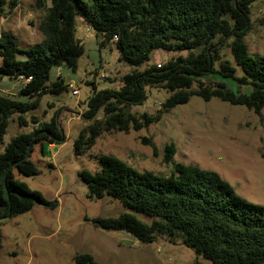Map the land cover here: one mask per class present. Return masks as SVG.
Instances as JSON below:
<instances>
[{
    "label": "trees",
    "instance_id": "16d2710c",
    "mask_svg": "<svg viewBox=\"0 0 264 264\" xmlns=\"http://www.w3.org/2000/svg\"><path fill=\"white\" fill-rule=\"evenodd\" d=\"M32 1L33 7L45 13L38 26L44 40L23 49L13 35L0 36V83L17 84L15 94L0 89V144L11 120L20 128L32 126L29 133L12 138L0 153V221L37 205H57L18 180L13 171L39 175L31 161L35 147L44 150L45 145L67 142L60 110L48 121L35 113L44 95L69 90L62 79L52 83L50 73L54 67L76 71L84 54L78 25L93 28L101 46L114 45L119 61L131 67L120 89L98 91L93 85L81 114L88 125L74 142L78 156L105 134L140 131L159 122L160 114L131 113V107L146 101L147 87L164 88L171 94L163 106L165 112L189 103L194 96L205 102L218 99L244 106L258 115L264 109V55L252 57L245 41L252 31L255 0H52L48 8L45 0ZM17 5V0H0V17L7 7L13 10ZM156 50L188 51L189 55L141 71ZM142 143L156 152L152 140L143 138ZM175 154L174 144L166 146L165 162H172ZM99 167L97 173H80L90 196L108 194L131 213L97 218L96 226L127 231L143 244L162 237L174 244L181 242L213 264H264V206L237 195L216 172L178 163L169 176L141 173L109 155L100 156ZM76 261L100 264L91 255Z\"/></svg>",
    "mask_w": 264,
    "mask_h": 264
},
{
    "label": "rangeland",
    "instance_id": "374dc122",
    "mask_svg": "<svg viewBox=\"0 0 264 264\" xmlns=\"http://www.w3.org/2000/svg\"><path fill=\"white\" fill-rule=\"evenodd\" d=\"M45 1L46 7H50L52 0ZM17 4L13 10L7 7L0 17V34L13 35L23 49H28L44 40L38 26L45 13L33 7L32 0H17ZM251 10L252 31L245 41L252 57L263 56L264 0H255ZM77 37L84 45V54L76 71L54 67L50 81L62 79L77 86L79 96H73L70 90L61 95H44L42 106L35 113L48 121L60 110L67 142L51 149L48 145L44 150L35 147L31 161L38 166L39 175L25 176L13 171L18 180L57 205L55 208L37 205L29 212L0 221V264H78L76 259L82 255H91L100 264H213L181 242L174 244L162 237L143 244L127 231L96 226L97 218H117L131 212L108 194L103 198L91 197L80 173L83 170L97 173L102 155L116 157L138 172L160 176H169L174 165L180 163L216 172L237 195L253 205L264 206V109L258 115L244 106L218 99L205 102L194 96L189 103L165 112L163 106L171 94L164 88L147 87L146 101L131 107V113L160 114L159 122L140 131L105 134L78 156L74 142L88 125L81 120V114L94 92L93 85L98 91L120 89L122 77L131 67L119 61L114 45L101 46L93 28L78 25ZM188 55V51L156 50L139 69L143 71ZM229 58L234 63L231 54ZM16 90L10 93L15 94ZM31 129L32 126L20 128L11 120L0 153L12 138ZM143 138L153 141L156 152L142 143ZM171 144L175 145L176 154L172 162L166 163L165 149ZM135 215L143 222L148 221Z\"/></svg>",
    "mask_w": 264,
    "mask_h": 264
},
{
    "label": "crops",
    "instance_id": "0c3cea01",
    "mask_svg": "<svg viewBox=\"0 0 264 264\" xmlns=\"http://www.w3.org/2000/svg\"><path fill=\"white\" fill-rule=\"evenodd\" d=\"M18 6V5H17ZM2 34H0L1 36ZM78 38V37H77ZM79 39V38H78ZM80 40V39H79ZM15 88H17L16 82H12L9 80H4L2 83H0V89L4 92L10 93L12 92ZM51 148H54L55 145H48Z\"/></svg>",
    "mask_w": 264,
    "mask_h": 264
},
{
    "label": "built area",
    "instance_id": "2783aa9c",
    "mask_svg": "<svg viewBox=\"0 0 264 264\" xmlns=\"http://www.w3.org/2000/svg\"><path fill=\"white\" fill-rule=\"evenodd\" d=\"M116 40H118L117 38H115ZM61 76V75H60ZM101 78L107 79L108 77L105 75H101ZM31 77L27 78V80H25L26 82H30L31 81ZM22 81V79H19V82ZM69 90L72 92L73 96L78 97L79 96V89L77 86H74L72 84H69Z\"/></svg>",
    "mask_w": 264,
    "mask_h": 264
}]
</instances>
